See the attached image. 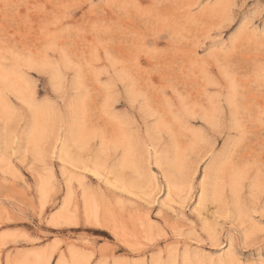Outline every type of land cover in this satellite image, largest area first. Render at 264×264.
Returning <instances> with one entry per match:
<instances>
[{"label":"rangeland","instance_id":"374dc122","mask_svg":"<svg viewBox=\"0 0 264 264\" xmlns=\"http://www.w3.org/2000/svg\"><path fill=\"white\" fill-rule=\"evenodd\" d=\"M0 264H264V0H0Z\"/></svg>","mask_w":264,"mask_h":264}]
</instances>
